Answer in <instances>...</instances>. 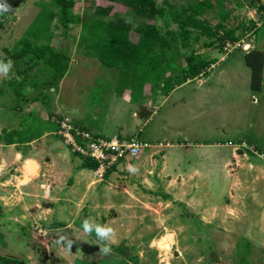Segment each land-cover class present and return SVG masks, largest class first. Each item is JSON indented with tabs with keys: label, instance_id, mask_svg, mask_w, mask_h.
Instances as JSON below:
<instances>
[{
	"label": "rangeland",
	"instance_id": "obj_1",
	"mask_svg": "<svg viewBox=\"0 0 264 264\" xmlns=\"http://www.w3.org/2000/svg\"><path fill=\"white\" fill-rule=\"evenodd\" d=\"M41 1L47 0H0L9 6L0 23V56L23 34ZM74 1L78 13L105 4ZM166 1L179 7L193 0ZM224 4L227 19L217 16V6L203 16L213 34L189 26L186 46L178 37L165 51L175 77H181L183 56L211 61L202 73L203 111L176 104L193 91L194 81L167 98L159 91L146 99L130 95L116 114L122 102H113L119 70L79 46V25L55 20L51 44L63 53L66 72L53 81L40 64L23 60L0 77L1 256L24 264H264V78L261 92L250 89L249 70L241 63L243 51L264 52V0ZM113 6L126 14L122 5ZM155 23L161 32L178 30L166 15ZM229 30L235 41L226 38ZM142 106L151 117L140 118L127 137L155 147L101 171L57 134L62 118H87L89 124L116 119L113 124L128 132ZM6 134L22 139L6 144ZM85 219L113 227L115 242L85 233ZM166 234L171 242L163 249L159 242ZM59 235L71 247L57 244ZM105 245L108 255L100 251Z\"/></svg>",
	"mask_w": 264,
	"mask_h": 264
},
{
	"label": "trees",
	"instance_id": "obj_2",
	"mask_svg": "<svg viewBox=\"0 0 264 264\" xmlns=\"http://www.w3.org/2000/svg\"><path fill=\"white\" fill-rule=\"evenodd\" d=\"M101 1L105 4H96L91 11L82 13L74 11V0L41 1L37 15L15 44L5 49L0 59L11 60L13 64L23 60L38 63L55 81L66 72L67 65L63 53L56 51L55 46L51 44L53 35L50 24L53 20L61 26L77 24L81 28L79 46L87 54L97 58L103 66L119 70L116 93L121 95L127 91L135 99H144L157 91L167 94L176 85L207 72L211 61L199 54H189L182 57L181 77H175L172 75L165 51L171 48L178 37L182 39L181 45L186 46L189 26L207 36L213 34L214 31L207 21H203L205 12L210 8L217 6L216 14L223 20L229 15L224 0H193L179 7L166 0L163 5H158L155 0ZM255 1L257 0H249V5H254ZM114 4L122 5L126 14L113 11ZM258 7L261 8V5ZM3 15L4 12H0V23ZM165 15L178 25L177 31L161 32L158 29L155 18ZM201 16L202 18H199ZM132 34L135 35L134 38L131 37ZM225 36L231 41L236 40L233 30L227 31ZM243 61L249 68L250 89L259 90L264 52L251 48L243 53ZM15 94L21 95L18 89H15ZM138 114L146 117L149 111L142 106ZM21 139H14L13 134H6L4 142L11 144ZM88 160L94 166L97 165L96 161ZM240 258L242 261L244 256L239 254V260ZM0 260L8 264H24L23 260L1 255Z\"/></svg>",
	"mask_w": 264,
	"mask_h": 264
},
{
	"label": "built area",
	"instance_id": "obj_3",
	"mask_svg": "<svg viewBox=\"0 0 264 264\" xmlns=\"http://www.w3.org/2000/svg\"><path fill=\"white\" fill-rule=\"evenodd\" d=\"M57 134L72 152L96 161L100 171L110 167L125 155L135 156L141 149L149 146L147 142L136 137L95 134L68 118L59 121Z\"/></svg>",
	"mask_w": 264,
	"mask_h": 264
},
{
	"label": "crops",
	"instance_id": "obj_4",
	"mask_svg": "<svg viewBox=\"0 0 264 264\" xmlns=\"http://www.w3.org/2000/svg\"><path fill=\"white\" fill-rule=\"evenodd\" d=\"M251 49V48H250ZM258 49V48H257ZM261 50V49H260ZM248 51V50H247ZM263 51V50H262ZM244 52H246V51H243L242 53H241V59L243 60V53ZM241 63H243L242 65H245L244 64V61L243 62H241ZM246 66V65H245ZM244 67V66H243ZM247 67V69L249 70V68H248V66H246ZM263 70H264V66H263ZM249 74H250V72H249ZM206 75V74H205ZM205 75H203V74H200L199 76H197V77H195V78H193V79H188V80H186V81H184V82H182L181 84H179V85H176L174 88H172L167 94H164V98H167V97H169V95H171L172 93H174L175 91H177V90H179V89H182L184 86H187V85H189V84H191L192 82H194L195 81V84H193V86L192 87H194V89H193V91L192 92H186V94H187V96L185 95V97L184 98H181V99H177L176 100V104H180V103H183V105L186 107V106H189V107H191L190 109H189V111L191 112V110H194L195 109V106H198L197 107V109H199V110H201V111H203V109H204V106H205V104H207V95H206V92H204L203 91V87L205 86V83H206V81L203 79V77H205ZM263 78H264V76H263V71H262V81H263ZM250 87V86H249ZM263 90V85H262V83H261V88L258 90V92H261ZM187 91V90H186ZM255 92H257V91H255ZM115 93V95H114V98L116 99V100H113V102L115 103H117V101H119V100H122V102H121V106L119 105V104H117V106H115L114 108V111H115V113L117 114H119V113H121V111H123L124 109L122 108V106H124L123 105V103L124 102H126L125 100H127L128 98H129V96H130V94H129V92H123L121 95H119V94H117L116 92H114ZM152 95V94H151ZM190 95V96H189ZM150 96V95H149ZM181 97H182V95H181ZM146 98H148V96L147 97H145L144 99H146ZM131 99L132 100H138V99H140V98H137V99H135L134 97H132L131 96ZM105 106H106V104H105ZM108 106H109V104H108ZM145 108H146V106H144ZM206 107V106H205ZM146 110H148L147 108H146ZM198 110V111H199ZM112 111V110H111ZM149 111V110H148ZM198 113H200V112H198ZM151 114H150V111H149V114L146 116V117H148V118H150L151 116H150ZM113 117V116H112ZM140 118H144L143 116L141 117L139 114H138V112H135V119H133L134 120V122H132V126L130 125V127H129V129H130V131H128V132H124V130L123 129H121L122 127L118 124H113L114 122H116V119L115 120H108L109 118H107V122H105V121H103V122H101V121H95V123H92V124H89V123H87L86 122V119L84 120H82L81 122L82 123H80V122H75V121H73L74 123H77V124H80V125H82V126H84L85 128H88L89 130H91L90 128V126H92V127H94L95 128V130H96V132L95 131H92V132H94L95 134H99V135H104V136H111V135H113V134H117V135H119V136H121V137H127V136H130V135H127L128 133H130L131 132V130L133 129V128H135V124H137V123H140ZM148 118H146V120L148 119ZM89 119H91V118H89ZM91 123V122H90ZM128 129V130H129ZM114 131H119V132H117V133H114ZM101 132H106V133H101ZM135 137V136H134ZM175 138V140H179V137H174ZM141 141H143V140H141ZM147 141H150V140H146V141H144V142H147ZM148 144H149V148L152 146V147H155L154 146V144L152 145L150 142H147ZM160 145H162L163 144V142L162 141H160V143H159ZM159 144H157V145H159ZM205 144H207V143H205ZM204 143H202V145H205ZM156 145V144H155ZM166 145H168V144H164V146H166ZM148 147H145V148H148ZM145 148H143V149H145ZM238 152H240V150H237V153ZM33 173H36L35 171L33 172Z\"/></svg>",
	"mask_w": 264,
	"mask_h": 264
},
{
	"label": "clouds",
	"instance_id": "obj_5",
	"mask_svg": "<svg viewBox=\"0 0 264 264\" xmlns=\"http://www.w3.org/2000/svg\"><path fill=\"white\" fill-rule=\"evenodd\" d=\"M9 6L6 3H0V12H7ZM13 62L11 60L0 59V77H8L10 70L12 69ZM129 171L135 172L136 169L133 166H129ZM46 187V186H45ZM82 228L85 233L91 235L93 232L99 242H115L116 232L113 227L108 225H101L95 221L85 219L82 223ZM66 242L69 247H71L72 241L64 235H59L57 244ZM100 251L105 255L110 254L111 248L107 245L100 248Z\"/></svg>",
	"mask_w": 264,
	"mask_h": 264
},
{
	"label": "bare ground",
	"instance_id": "obj_6",
	"mask_svg": "<svg viewBox=\"0 0 264 264\" xmlns=\"http://www.w3.org/2000/svg\"><path fill=\"white\" fill-rule=\"evenodd\" d=\"M171 242V235L166 234L159 242L160 248L167 249L169 247V244Z\"/></svg>",
	"mask_w": 264,
	"mask_h": 264
},
{
	"label": "water",
	"instance_id": "obj_7",
	"mask_svg": "<svg viewBox=\"0 0 264 264\" xmlns=\"http://www.w3.org/2000/svg\"><path fill=\"white\" fill-rule=\"evenodd\" d=\"M175 254H176V252H175Z\"/></svg>",
	"mask_w": 264,
	"mask_h": 264
}]
</instances>
